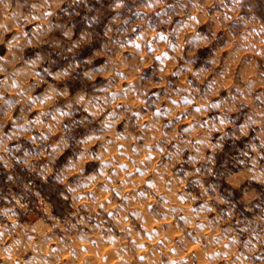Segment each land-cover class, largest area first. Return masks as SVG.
Returning a JSON list of instances; mask_svg holds the SVG:
<instances>
[{"label":"clouds","instance_id":"obj_1","mask_svg":"<svg viewBox=\"0 0 264 264\" xmlns=\"http://www.w3.org/2000/svg\"><path fill=\"white\" fill-rule=\"evenodd\" d=\"M90 254L264 264V0H0V264Z\"/></svg>","mask_w":264,"mask_h":264},{"label":"rangeland","instance_id":"obj_2","mask_svg":"<svg viewBox=\"0 0 264 264\" xmlns=\"http://www.w3.org/2000/svg\"><path fill=\"white\" fill-rule=\"evenodd\" d=\"M105 249H106V251H105ZM105 249H103L104 252H102V255H106L107 253H109L107 255H111V253H110L111 250L110 249L107 250L108 248H105ZM193 251H195V249H189L188 254L191 255V253ZM68 260H69V258L66 257L65 258L66 264H67ZM85 260H92L93 264H100V261L99 260H96L95 256L94 255H91V254L88 255V256H82L81 259H80V261L77 262V264H84V261Z\"/></svg>","mask_w":264,"mask_h":264},{"label":"bare ground","instance_id":"obj_3","mask_svg":"<svg viewBox=\"0 0 264 264\" xmlns=\"http://www.w3.org/2000/svg\"><path fill=\"white\" fill-rule=\"evenodd\" d=\"M107 250H109V249H107ZM105 251H106V249H105ZM102 252H104V251H102ZM110 253H111V252H110ZM107 254H109V253H107ZM107 254H106V255H107Z\"/></svg>","mask_w":264,"mask_h":264}]
</instances>
